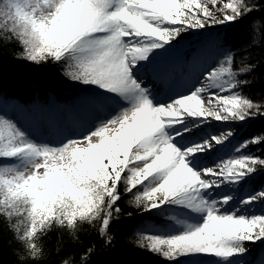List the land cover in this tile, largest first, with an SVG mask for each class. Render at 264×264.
Masks as SVG:
<instances>
[{
    "label": "snow or ice",
    "instance_id": "1",
    "mask_svg": "<svg viewBox=\"0 0 264 264\" xmlns=\"http://www.w3.org/2000/svg\"><path fill=\"white\" fill-rule=\"evenodd\" d=\"M262 7L264 0H0V42L17 43L20 58L36 65H59L91 89L87 101L101 113L57 144L0 114V217L25 248L21 260L45 259L42 239L55 227L78 238L83 225L98 226L111 243L127 194L137 210L173 222L137 239L167 264H244L248 245L264 244V187L250 186L264 172V154L251 151L264 153V132L234 143L231 127L208 131L264 118V99L244 94L251 81L241 79L257 65L235 68L222 44V58L200 65L185 91L161 99L149 87L186 33L238 23Z\"/></svg>",
    "mask_w": 264,
    "mask_h": 264
},
{
    "label": "trees",
    "instance_id": "2",
    "mask_svg": "<svg viewBox=\"0 0 264 264\" xmlns=\"http://www.w3.org/2000/svg\"><path fill=\"white\" fill-rule=\"evenodd\" d=\"M205 33V41L215 39L218 50L221 51L220 46L226 44L225 50L235 54V68L257 65L253 73L241 76V79L251 81L243 92L254 100L264 99V7L238 23L210 27ZM195 34L192 31L186 33L180 43L191 42ZM21 54L22 47L17 43L0 42V96L4 100L24 105L35 102L46 104L53 94L60 102H66L85 90L84 85L64 76L59 65H36L20 58ZM227 127L237 133L233 141L236 143L264 132V118ZM251 151L264 154L255 149ZM250 186L257 189L264 187V172L257 174ZM130 199L131 194H127L119 202L121 214L111 224V243L99 235L98 226L83 225L78 238H73L65 229L55 227L42 239L46 257L39 261L19 258L26 256L25 248L10 230L6 218L0 217V264H62L64 259L69 258L73 264H165L163 258L137 245L139 230L147 222H161L162 218L155 213L137 210L129 203ZM256 209H260L259 206ZM248 247L249 252L243 257L244 264H253L258 259L264 262V244L250 243ZM88 248L93 251L85 262L81 257Z\"/></svg>",
    "mask_w": 264,
    "mask_h": 264
},
{
    "label": "rangeland",
    "instance_id": "3",
    "mask_svg": "<svg viewBox=\"0 0 264 264\" xmlns=\"http://www.w3.org/2000/svg\"><path fill=\"white\" fill-rule=\"evenodd\" d=\"M207 29L194 30L195 36L192 40L180 43L168 55L161 58L153 70L152 83L149 87H154L161 99H166V93L172 94L174 91H185L184 84L194 80L198 75V67L202 64L211 65L216 59L222 58L221 51L215 47V39L205 41ZM193 46V48H192ZM193 49V50H191ZM80 85V84H79ZM82 86V85H81ZM84 96L74 101H58L53 96L50 97L46 106L32 104L24 107L13 101H6L0 96V114H4L16 121L24 130L37 140L57 144L66 136H77L91 122H94L101 115L99 108L87 101L91 94V89L84 86ZM229 125L223 123H213L208 131L220 132L227 129ZM230 149H221L208 160L211 164L218 157H224ZM258 207V206H257ZM257 212L260 209L256 210ZM161 222H149L140 231L143 234H155L171 227L172 221L166 216H160ZM167 264V261L164 260ZM193 264H212L210 257L194 258ZM254 264H264L263 261Z\"/></svg>",
    "mask_w": 264,
    "mask_h": 264
}]
</instances>
